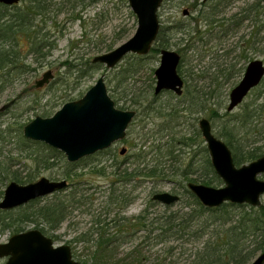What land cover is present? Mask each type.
I'll return each instance as SVG.
<instances>
[{
	"label": "rangeland",
	"instance_id": "1",
	"mask_svg": "<svg viewBox=\"0 0 264 264\" xmlns=\"http://www.w3.org/2000/svg\"><path fill=\"white\" fill-rule=\"evenodd\" d=\"M45 1V5L49 7V13L46 16H42L43 19L39 25H45L43 20L46 21L43 33H47L53 47L43 56L33 55L28 51L24 52L25 61L31 68L22 73L18 74L13 69H11L9 75L4 71L0 72V137L2 139L0 148L3 149V156H10L14 162L15 160L20 161L17 167H19L23 175H27V172L34 168L33 161L26 158L28 152H18L19 146L26 138L24 136V125L31 122L36 116L44 118L53 116L66 102L77 101V99L82 98L87 93V90L96 84L101 75H104L110 96L116 101L115 103L118 102L116 104L117 108L134 110V107L140 106V110L136 111L137 115L127 130L128 135L126 140L128 139V142L124 138L107 150L85 157L79 165L80 168H78L79 178L67 180L69 182L67 189L59 190V192L50 194L42 199V204H47L66 198L71 190H77L79 196L81 193L84 194L79 199L81 202L72 203L71 207H68L66 221L61 227L52 231L53 235L57 236V238L50 237L56 246L62 244L69 245L73 252V257L84 264V260L90 258L92 253L91 246L95 241L94 238L98 235L96 233L98 228L96 224L97 220L105 219L104 225H106V229L110 233H114V215L117 214L116 212H119V215L116 217H126L128 220H132L148 208L149 216L155 219L161 213L162 205H164L160 202L159 204L161 205H150V202L154 201L153 196L157 192L168 191L176 195L179 194L180 200L175 206H172V209L178 210V208L184 207L182 202L186 199V196L184 195V187L180 182L183 181L187 186L193 180H182L179 175L173 174L172 171L175 168L176 171H182L183 168H187L188 163L192 159L195 161L193 167H199L200 169L203 167L205 162L203 159V149H207V144L202 136V132L198 135L196 130L199 129L201 131L199 128L200 119L206 117L210 119L211 108L196 113L190 118L184 117L185 119L176 121V123L174 122V125L172 124L170 128H164V124L166 126L167 124L164 117L157 110H164L163 107L175 105L180 97L173 91H170L172 93L163 91L158 95L155 94L154 87L157 82L155 70L160 64V54L154 55L150 52L142 63L143 65L139 69V72L133 77H129L128 80H125L123 84L119 83V85H117L119 82V78L117 77L118 72L127 64L128 60H132L131 55L136 54H128L123 61L112 69L106 68L104 65L97 70H92L88 67L96 55L116 49L136 32L138 19L132 12L128 0ZM209 1L163 0L157 13L161 27L165 30L163 36L169 41L170 50L173 49L178 52L182 47L185 48L186 44L191 42L190 40L193 36L187 33L188 29L185 32L176 33L177 26L204 28L205 21L200 14V10L204 8V2ZM253 1L229 0L227 6L222 11V15L228 18L233 13L240 12L243 6ZM261 1V5L264 6V0ZM28 2L29 0H23L18 4V7L24 6ZM12 10L15 11L16 9ZM260 18L264 19V9ZM254 31L253 22L249 20L236 32L223 33V37L218 41V49V42L213 39L209 45L205 46L206 50H203L204 46L200 45V43H197L196 52L182 50L179 53L185 54V60L182 62L181 75L184 78H188L192 83L198 82L197 84L200 85H204L205 83L208 85L210 75H214V72L218 71L219 68L222 69L226 65L228 67L231 63H235V61L238 62L237 66L243 67L244 70L251 60L260 58L264 61V52L260 49L263 45L260 48H256L253 44ZM263 35L264 31L260 36ZM23 44L26 50L28 44L24 39ZM220 47L222 49H219ZM43 50H45L44 52L48 51V49ZM225 51H232V53L231 55L222 56L226 53ZM217 53H219L220 58L216 57ZM78 69L81 71H78ZM244 70L242 75L236 76V78H232L226 81V83L225 81L223 82V91H227L228 95L225 106L228 105L230 91L242 79ZM48 71L54 74V78L45 84L44 87H36V81L42 79L43 74ZM80 72L86 73L81 77ZM199 73L207 75L208 78L204 82L193 79L194 75L197 77L201 76ZM183 86L185 89V83ZM209 89L207 88V91ZM254 97L250 93L248 98L243 102L253 101ZM136 100H139V103L134 104ZM261 100L259 99V102ZM133 104L134 107L131 106ZM239 108L240 105L231 112H237V110H240ZM164 111L166 112L167 110ZM222 112L224 113V110ZM183 115H185V112ZM211 123L213 124V120ZM214 126L219 128V122ZM216 127H212L214 133ZM175 136L177 138L187 136L188 138L195 139V142L192 141L194 142L192 146H184L177 143L176 154L179 155L178 160L173 164L171 161L169 162L168 166L171 169H167L168 176L155 178L135 176L133 182H128L126 185L123 184V186L116 182L118 178L113 172L116 170L118 163H124L133 152H141L139 148L143 147L142 151L144 150L145 152L143 153H146L152 150L150 148L154 144L159 145L157 144L159 142H162V144L167 143ZM154 140L156 143H154ZM123 148H126L127 152L121 155L120 151ZM155 157V154H149L146 162H150ZM133 160L135 158H131V161ZM26 163L28 164L27 166H25ZM66 163H68V160L65 156V158L62 157L56 160V164L53 167L48 169L41 168L36 173V181L41 177L57 181L64 179L63 173L67 168ZM91 166L100 170V172L92 171ZM137 166L138 163H135L132 168ZM212 176V174H208V178H212ZM192 177L195 179L197 175H191ZM259 178L264 179V174L259 176ZM224 184L223 182V184H211V186L219 188ZM112 188H118L120 192H125V196L129 199V203L125 205L127 207H124L122 211H119L121 209L115 207V205L110 206L108 203V195L112 191H110ZM261 200L264 201V195ZM109 211L111 212L107 213ZM32 228L36 227L30 223L29 225H25L24 231ZM144 233L141 229L136 232V235L131 237L129 242H126V244L118 249L119 254L116 259L125 257V253L127 254L128 251L134 250V246L142 239L141 236ZM10 236L11 233L9 231L4 232V234L0 235V242L8 241ZM80 236H83L86 241L76 239ZM157 249V247L153 246L146 249L150 256L148 260L139 259L137 256L136 258L129 259L125 264H152V261L157 256ZM6 260L0 259V264H5ZM89 262V264H93L91 260Z\"/></svg>",
	"mask_w": 264,
	"mask_h": 264
},
{
	"label": "trees",
	"instance_id": "2",
	"mask_svg": "<svg viewBox=\"0 0 264 264\" xmlns=\"http://www.w3.org/2000/svg\"><path fill=\"white\" fill-rule=\"evenodd\" d=\"M45 2V0H29L24 6L19 7L18 4L6 6L0 3V72L4 71L9 75V72L13 69L18 74L22 73L31 68L25 61L24 52L28 51L33 55L43 56L53 47L47 33H43L46 21L43 20L45 25H39L43 19L42 16L49 13V7L45 5ZM228 2L229 0L204 2V8L200 10V14L205 21L204 30L198 29V27L177 26L176 33L185 32L188 29L187 33L190 36L193 35L191 42L186 44L185 48L182 47L178 53L182 50L196 52L197 43L203 45V50H206L205 46L209 45L213 39L218 42L224 34L236 32L249 20L253 22V29H255L253 44L256 48L263 45L260 49L264 52V35L260 36L264 31V19L260 18L264 9V6L261 5L262 1L254 0L243 6L240 12H235L226 18L222 15V11ZM14 8L15 11L12 10ZM164 31L160 26L159 35L150 50L154 55H159L162 49L170 48L168 39L163 36ZM23 39L28 44L26 50ZM218 46L219 42L217 49ZM43 49H48V51L44 52ZM225 52L222 56L231 55L232 53V51ZM148 55H131L132 60H128L127 64L117 74L119 78L117 85L119 83L123 84L129 77L137 74ZM181 57L178 69L180 76H182L181 66L185 60V54H181ZM216 57L220 58L219 53L216 54ZM237 65L238 62L235 61L228 67L226 65L222 69L219 68L218 71L214 72V75L209 76L210 82L208 85L206 83L204 85L197 84L198 82L192 83L183 76L185 89L183 94L178 96L180 97L179 101L171 107H163L164 110H167L166 112L163 109H159L157 112L164 117L167 124V126L164 124V128L167 129L172 124L174 125V122L185 119L184 117L190 118L196 113L211 108L209 116L211 120H209L211 122L213 120L212 127H216L214 125L219 122V128L216 127L215 131L216 136L222 138L232 149L235 164L240 167V165L261 158L264 154V79L257 88L250 92L255 96L253 101L241 103L240 110H237V112L228 111V106H225L228 95L227 91H223V82L226 83V81L242 75L244 68ZM101 66V63H94L93 61L88 65L92 70H97ZM78 71L81 70L78 69ZM86 72H80V76H84ZM199 74L201 76L194 75L193 79L204 82L208 78L203 73ZM207 88H210L209 91H207ZM259 99L262 100L259 102ZM137 103H139V100H136L134 104ZM134 104L131 106L134 107ZM134 110L138 112L140 106L134 107ZM222 110H224V113ZM184 112L185 115H183ZM196 132L198 135L201 134L199 129ZM1 140L0 137V142ZM194 140L187 136H181L180 138L175 136L167 143L154 144L150 148L152 150L146 153H143L145 151H142L143 147L141 146L142 148H139L141 152H133L124 163L116 165V170L113 172L118 178L116 182L123 186V184L133 182L135 176H146L147 178L168 176L167 169H171L168 166L169 162L171 161L173 164L178 160L179 155L176 154L177 143L192 146ZM125 141L128 142L129 140L125 138ZM154 143H156L155 140ZM2 150L0 148V200L4 196V189L8 183L12 181H18L22 184L35 182L38 170L51 168L56 164V160L62 157L65 158L64 153L59 149L57 150L43 142H35L25 138L19 146L18 152H28L26 158L33 161L34 168L27 172V175H23L17 167L20 161L15 160L14 162L10 156H3ZM149 154H155L156 157L150 162H146ZM203 154L205 162L201 169L193 167L195 161L192 159L187 168H183L182 171H176L175 168L172 171L173 174L179 175L182 180H193V182L204 183L208 186L223 184L224 181L217 175L212 166L208 149L204 148ZM131 158H135V160L131 161ZM83 159L78 162L66 163L67 168L63 173V178L68 181L79 178L78 168H80L79 165ZM135 163H138V166L132 168ZM27 165L26 163L25 166ZM91 169L100 172L95 167L91 166ZM208 174H212V178H208ZM191 175H197V177L193 179ZM180 183L184 187L186 199L182 202L184 207L178 208V210L172 209V206H175L176 203L167 206L162 205L161 213L155 219H152L149 216L148 208H146L132 220H128L126 217H116L119 215V212H116L117 214L114 215V233H110L106 229L105 219L97 220L96 233L98 235L94 238L95 241L91 246L90 258L84 260V264H89L90 260L93 264H125L129 259L137 256L139 259L148 260L150 256L146 249L150 246L158 248L157 256L152 264H248L259 252L264 250V201L259 207L246 203L240 205L225 202L220 207L208 208L190 191L188 184L186 186L183 181ZM110 191L108 195L110 206L115 205V207L121 209L119 211L127 207L125 205L129 203V199L125 196V192H120L118 188H112ZM78 194L77 190H71L66 198L58 202L42 204L43 198H38L16 209L7 211L0 209V235L6 231H9L11 236L19 234V232L24 231L25 225L32 223L36 229L56 239L57 236L53 235L52 231L59 229L66 221L68 207H71L72 203L81 202L79 199L84 194L81 193L80 196ZM150 205L161 204L158 201H151ZM140 229L145 233L134 246V250L125 253V257L116 259L119 254L118 249L129 242L131 237H134ZM76 239L85 240L83 236Z\"/></svg>",
	"mask_w": 264,
	"mask_h": 264
},
{
	"label": "water",
	"instance_id": "3",
	"mask_svg": "<svg viewBox=\"0 0 264 264\" xmlns=\"http://www.w3.org/2000/svg\"><path fill=\"white\" fill-rule=\"evenodd\" d=\"M21 1L23 0H0V3L11 6ZM128 3L138 19L136 32L116 49L96 55L94 63L99 62L112 69L130 53L138 56L149 54L159 35L161 23L157 12L163 0H128ZM160 55L159 67L155 70V94L173 91L181 96L184 91V78L178 72L181 54L173 49H162ZM53 78L51 71L44 73L43 78L36 81V87H44ZM263 79L264 61L260 58L250 61L242 79L229 93L227 110L237 109ZM136 115V110L116 107L115 100L107 90L104 75H101L82 98L66 102L53 116H36L24 125V136L59 149L68 162H78L100 150L109 149L126 138L127 130ZM199 128L209 149L212 166L225 184L217 188L200 182H189L190 191L208 208L220 207L225 202L261 206L264 179L259 176L264 174V154L261 158L238 167L233 159L232 149L215 135L207 117L200 119ZM125 151L126 148H123L121 153ZM68 186L67 179L57 181L46 177L27 184L12 181L4 189L0 209H16L38 198L67 189ZM153 200L173 205L180 200V195L168 191L157 192ZM0 259H7L5 264H82L73 257L69 245L56 246L52 238L36 228L19 232L9 237L8 241L0 242ZM249 264H264V250Z\"/></svg>",
	"mask_w": 264,
	"mask_h": 264
},
{
	"label": "flooded vegetation",
	"instance_id": "4",
	"mask_svg": "<svg viewBox=\"0 0 264 264\" xmlns=\"http://www.w3.org/2000/svg\"><path fill=\"white\" fill-rule=\"evenodd\" d=\"M204 1H205V0H204ZM116 107H117V106H116ZM118 109H119V108H118ZM113 145H114V144H113ZM113 145H112V146H113ZM105 150H107V149H105ZM100 151H103V150H100ZM121 151H122V150H121ZM121 151H120V153H121ZM126 152H127V149H126V151H125L124 153H121V155H122V154H126ZM96 153H97V152H96ZM94 154H95V153H94Z\"/></svg>",
	"mask_w": 264,
	"mask_h": 264
}]
</instances>
